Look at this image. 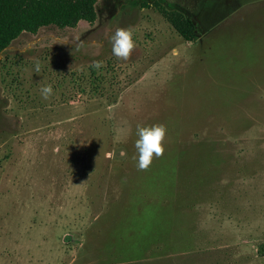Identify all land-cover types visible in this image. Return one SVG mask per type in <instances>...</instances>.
<instances>
[{"label": "rangeland", "instance_id": "obj_1", "mask_svg": "<svg viewBox=\"0 0 264 264\" xmlns=\"http://www.w3.org/2000/svg\"><path fill=\"white\" fill-rule=\"evenodd\" d=\"M95 9L0 52V264H264V0ZM156 123L165 152L138 170L137 125Z\"/></svg>", "mask_w": 264, "mask_h": 264}, {"label": "trees", "instance_id": "obj_2", "mask_svg": "<svg viewBox=\"0 0 264 264\" xmlns=\"http://www.w3.org/2000/svg\"><path fill=\"white\" fill-rule=\"evenodd\" d=\"M96 0H0V52L21 34H36L44 27L75 28L93 24ZM176 32L186 41L196 39L194 23L181 14H165Z\"/></svg>", "mask_w": 264, "mask_h": 264}, {"label": "clouds", "instance_id": "obj_3", "mask_svg": "<svg viewBox=\"0 0 264 264\" xmlns=\"http://www.w3.org/2000/svg\"><path fill=\"white\" fill-rule=\"evenodd\" d=\"M112 40V53L118 59L127 61L130 59L132 52L136 48V43L133 39V29L117 28ZM92 67L97 70L103 67L102 61H93ZM41 70V62L39 59L34 61V71L39 73ZM41 96L44 100H48L53 95L51 84L45 85L40 89ZM138 139L135 141L137 156V168L141 171H146L150 168L154 159L163 156L165 152V138L167 136V126L163 123L152 125H137ZM122 157L127 156L126 151H121Z\"/></svg>", "mask_w": 264, "mask_h": 264}]
</instances>
